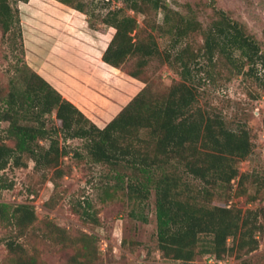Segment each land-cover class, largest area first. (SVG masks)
<instances>
[{"label":"trees","instance_id":"1","mask_svg":"<svg viewBox=\"0 0 264 264\" xmlns=\"http://www.w3.org/2000/svg\"><path fill=\"white\" fill-rule=\"evenodd\" d=\"M58 1L85 12L84 0ZM211 1L215 5L216 0ZM126 3L146 16L150 11L162 10L163 24L155 23L148 30L125 8L109 11L104 22L114 27L115 33L102 60L120 68L136 58L128 74L143 80L145 86L114 118L100 126L26 65L0 104V123L8 122L6 137L0 133V196L3 189L14 186L5 170L11 164L24 166L26 156L38 168H52L56 178L61 177L62 158L71 152L61 137L65 141L79 138L92 162L109 165L116 172V184L106 189L111 198L122 190L129 200L141 206L154 192L157 238L164 258L189 264L197 256L207 254L206 261L210 257L223 261L230 251L231 237L240 252L256 250L257 233L264 232V207L244 209L213 204L231 190L234 180L238 179L240 193L246 192L244 183L251 174L240 172L238 162L252 153L254 142L246 126L232 127L224 116L200 104L197 81L205 78L214 82L220 65L264 90V42L223 9H216L217 17L205 27L190 15L174 10L166 0ZM16 21L19 18L11 1L0 0L3 32L11 31ZM155 30L168 37L165 60L179 65L181 75V80L161 91L145 74L151 59L164 55ZM198 32L203 43L192 49L189 42L185 43L186 38ZM199 58L206 60L208 68L196 72L193 64ZM53 114L58 123L49 127L48 119ZM46 138L50 140L48 146L42 143ZM7 139H12L14 145L8 144ZM74 154L83 158L79 150ZM189 176L199 183L188 180ZM253 179L261 183V179ZM54 182L57 186L56 179ZM90 206H81L84 222L91 218L98 223L100 219L96 211L91 213ZM140 216L147 221V217ZM37 220L33 204L0 201V223L13 227L14 232L5 240L9 264H41L38 255L21 241ZM48 228L56 240L65 244L72 241L65 228L54 223H49ZM95 238L88 234L82 237L76 257L84 258L81 264L91 260L89 250Z\"/></svg>","mask_w":264,"mask_h":264},{"label":"rangeland","instance_id":"2","mask_svg":"<svg viewBox=\"0 0 264 264\" xmlns=\"http://www.w3.org/2000/svg\"><path fill=\"white\" fill-rule=\"evenodd\" d=\"M10 1L19 22L16 21L8 33H4L0 25V104L26 65L62 91L93 121H103L100 125L114 118L145 86L143 80L128 74L136 58L118 69L102 60L115 33V28L104 19L109 11L122 7L149 30L155 23L163 24L162 10L150 11L146 16L130 9L126 0H84L85 12L58 0ZM166 1L174 10L190 15L205 27L217 17L216 9H223L264 42V0H216L215 5L211 0ZM155 35L164 55L153 57L145 74L161 91L181 80V75L179 65L165 60L168 37L159 30H155ZM188 42L192 49H197L203 43V36L195 33L186 38L185 43ZM198 60L193 64L194 71L208 68L205 59ZM217 71L220 73L214 82L205 78L197 81L200 104L224 116L232 127L246 126L254 149L238 162L240 172L251 174L244 183L246 192L240 193L238 179L234 180L231 190L216 198L213 204L261 208L264 207V90L234 74L230 68L219 65ZM55 123L58 121L53 114L48 126ZM7 126V121L0 123L4 137ZM61 142L71 151L62 158L64 173L61 177L56 178L52 168H38L34 160L26 156L24 166L11 164L5 170L14 186L3 189L0 196V201L35 206L38 220L21 241L38 255L41 264H81L84 258L76 260L77 247L85 234L96 237L89 250L91 260L86 264H183L164 258L159 249L154 192L141 206L129 200L122 190L111 198L106 189L116 184V172L109 165L92 162L86 156L82 139L65 141L61 137ZM7 143L14 145L12 139H7ZM42 143L48 146L50 140L46 138ZM75 150L81 151L83 158L77 157ZM125 171L130 173L128 169ZM254 177L261 179V183L255 182ZM188 180L199 183L190 176ZM89 203L91 213L96 211L100 219L98 223L91 218L88 223L84 222L82 207H89ZM140 215L147 217V221ZM49 223L65 228L72 241L65 244L56 240L50 233ZM13 233V227L0 223V264H9L5 240ZM257 235L259 246L252 252H240L231 237L228 242L231 248L222 264H264V232ZM206 255L197 256L189 264H209Z\"/></svg>","mask_w":264,"mask_h":264},{"label":"built area","instance_id":"3","mask_svg":"<svg viewBox=\"0 0 264 264\" xmlns=\"http://www.w3.org/2000/svg\"><path fill=\"white\" fill-rule=\"evenodd\" d=\"M207 262L209 264H222L223 261L222 260L217 261L215 257H210L207 259Z\"/></svg>","mask_w":264,"mask_h":264},{"label":"crops","instance_id":"4","mask_svg":"<svg viewBox=\"0 0 264 264\" xmlns=\"http://www.w3.org/2000/svg\"><path fill=\"white\" fill-rule=\"evenodd\" d=\"M105 62V61H104ZM106 63V62H105ZM106 64H108V63H106ZM109 66H111L112 68H114V69H118V67H115V66H113V65H110V64H108ZM136 79V78H135ZM62 92V91H61ZM115 110H116V108H115ZM102 123H103V121H101ZM100 122V123H101ZM100 123H98L99 125H100ZM107 123H104L103 125H100V126H105Z\"/></svg>","mask_w":264,"mask_h":264}]
</instances>
